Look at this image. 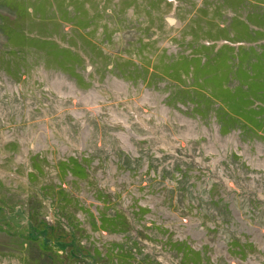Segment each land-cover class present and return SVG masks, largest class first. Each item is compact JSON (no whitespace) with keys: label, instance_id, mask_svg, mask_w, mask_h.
Returning a JSON list of instances; mask_svg holds the SVG:
<instances>
[{"label":"rangeland","instance_id":"374dc122","mask_svg":"<svg viewBox=\"0 0 264 264\" xmlns=\"http://www.w3.org/2000/svg\"><path fill=\"white\" fill-rule=\"evenodd\" d=\"M0 264H264V0H0Z\"/></svg>","mask_w":264,"mask_h":264},{"label":"trees","instance_id":"16d2710c","mask_svg":"<svg viewBox=\"0 0 264 264\" xmlns=\"http://www.w3.org/2000/svg\"><path fill=\"white\" fill-rule=\"evenodd\" d=\"M33 231H35V229H33V228H31L30 231H29V233H30L32 236H33V234H34ZM31 235H30V236H31Z\"/></svg>","mask_w":264,"mask_h":264}]
</instances>
